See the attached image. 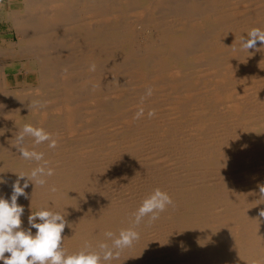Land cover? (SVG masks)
<instances>
[{
	"label": "bare ground",
	"instance_id": "1",
	"mask_svg": "<svg viewBox=\"0 0 264 264\" xmlns=\"http://www.w3.org/2000/svg\"><path fill=\"white\" fill-rule=\"evenodd\" d=\"M21 2L0 39V196L37 166L15 147L25 124L57 141L26 138L55 174L18 198L21 227L61 213L69 254L137 231L110 264H264V45L241 47L264 0ZM22 69L36 84L9 86ZM156 188L173 205L135 225Z\"/></svg>",
	"mask_w": 264,
	"mask_h": 264
},
{
	"label": "clouds",
	"instance_id": "2",
	"mask_svg": "<svg viewBox=\"0 0 264 264\" xmlns=\"http://www.w3.org/2000/svg\"><path fill=\"white\" fill-rule=\"evenodd\" d=\"M258 41L264 45V29L255 27L242 39V50L249 52V49L256 47ZM146 94L150 96L152 90L147 89ZM141 115L143 110L137 113V117ZM29 137L35 145L47 142L49 148L57 147V141L51 133L31 124H25L16 134L15 147L20 157L26 161L37 162V166L27 175L17 174V179L12 184L10 199L0 196V261L3 264H110L112 260L118 259L121 250L131 247L139 239V233L132 228L121 230L118 235L111 231L106 232L105 236L112 241L111 246L100 243L99 251L93 250L91 245L86 243L79 251L69 254L62 246V233L67 221L61 213L41 209L28 217L30 225L28 229L21 227L24 208L17 203L18 198L20 196L27 198L25 189L29 187V182L43 187L48 184V178L55 174V170L44 159L43 152L29 150L25 146L26 138ZM21 180H24L23 186ZM0 183L5 181L0 179ZM51 190L55 191V188ZM260 192L261 198H264V186ZM173 203L166 191L154 189L134 213V224L139 225L145 217L149 218V222L156 221L160 213L166 211ZM259 216L264 217V209L259 212ZM33 228L36 229L35 234L31 230ZM5 253L10 255L6 256Z\"/></svg>",
	"mask_w": 264,
	"mask_h": 264
},
{
	"label": "rangeland",
	"instance_id": "3",
	"mask_svg": "<svg viewBox=\"0 0 264 264\" xmlns=\"http://www.w3.org/2000/svg\"><path fill=\"white\" fill-rule=\"evenodd\" d=\"M9 6L13 9L20 8L22 6V2L21 0H10V3H8V0L6 1L0 0V39L6 38V37L10 38V35L12 32V28H10L9 22L5 19L6 9ZM35 76H36L35 70L25 71L24 69H22L16 72L8 73L7 81H8L9 86H14L16 82L24 83L25 79L28 81V84L29 83L36 84L34 81Z\"/></svg>",
	"mask_w": 264,
	"mask_h": 264
}]
</instances>
